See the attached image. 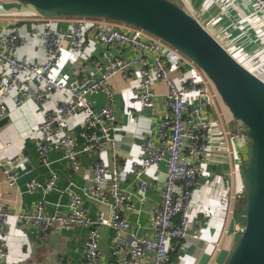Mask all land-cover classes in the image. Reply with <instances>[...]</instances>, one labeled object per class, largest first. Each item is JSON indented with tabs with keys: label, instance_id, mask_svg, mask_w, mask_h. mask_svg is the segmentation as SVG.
Returning <instances> with one entry per match:
<instances>
[{
	"label": "built area",
	"instance_id": "1",
	"mask_svg": "<svg viewBox=\"0 0 264 264\" xmlns=\"http://www.w3.org/2000/svg\"><path fill=\"white\" fill-rule=\"evenodd\" d=\"M249 1L256 12L264 16V0ZM41 12L36 9L31 16L39 18L43 15ZM90 18L75 16L68 29L53 27L49 23L34 25L30 35L40 40L44 58L32 61L20 59L17 55L26 40L17 27L8 33L0 31V116L6 114L9 98H13L16 106H21L29 98L42 105L55 92L67 93L69 99L47 110L44 120L31 136L39 134L42 137L38 142L41 163L49 165L48 153L61 151L70 168L78 170L82 152L99 153L104 147H115L113 77L127 78L132 72L138 74L136 100L143 108L154 105L155 81H163L168 86L166 111L158 129L141 141L142 155L132 163L137 180L134 191L122 187L121 163L117 158H114L112 168L96 158L92 162L88 183L62 190L68 195L65 209L48 212L46 201L40 199L30 211L18 212L16 218L42 236L56 228L86 227L80 264H103L102 225L114 229L111 253L122 255V264H173V250L184 243L191 227L194 191L204 170L203 159L208 155L214 137L209 108L215 103L216 89L205 72L170 43L139 26L109 18L91 33L92 38L106 48L103 53L106 63L97 64L82 78L58 79L54 71L61 66L62 51L81 53L87 47ZM112 48L129 49L132 54H113ZM187 64L194 67L191 73L185 69ZM173 72L181 73L182 82L173 77ZM99 92L106 96V103L96 108L89 96ZM80 115H83V128L76 136L65 126L70 119ZM247 138L245 135L242 142H248L249 146ZM162 161L167 165V175L161 204L153 211L151 233L140 234L126 213L141 211L136 199L144 200L151 187L146 174ZM27 171L26 162L19 158L10 159L3 166L5 178L11 186ZM58 180L59 175L51 172L46 181L31 180L27 188L48 193L57 189ZM87 198L107 202L109 216L102 211L92 216ZM11 216L9 207L0 208V264L8 254ZM127 238L132 242L128 243ZM54 264L71 263L60 257Z\"/></svg>",
	"mask_w": 264,
	"mask_h": 264
},
{
	"label": "crops",
	"instance_id": "2",
	"mask_svg": "<svg viewBox=\"0 0 264 264\" xmlns=\"http://www.w3.org/2000/svg\"><path fill=\"white\" fill-rule=\"evenodd\" d=\"M180 2L206 25L216 26L222 33L216 37L239 59L245 56L244 49L251 53L252 63L248 68L263 77L264 75V16L259 15L249 0H173ZM35 7L19 0H0V31L8 33L17 27L26 37L17 55L20 59L32 61L43 59L41 42L30 35L34 25L51 24L53 27L68 29L75 16L57 15L41 12L34 18L31 14ZM111 20V19H109ZM113 20V19H112ZM105 18L91 17L87 25V47L81 53L62 51L60 68L54 71L58 79L69 80L75 76L84 77L97 64H105L103 56L106 48L95 41L91 33ZM227 24L234 27L233 35L239 36L242 43L231 44ZM241 27V32L240 30ZM248 31V32H246ZM246 36V38H245ZM221 37L228 39L224 42ZM244 37V38H243ZM247 46L250 47L248 50ZM235 48L236 54L232 49ZM113 54L130 56L129 49L112 48ZM261 63V64H260ZM249 65H251L249 67ZM252 67V68H251ZM187 68V69H186ZM191 73L194 67H185ZM258 70V71H257ZM189 71V72H188ZM173 77L182 82L181 73L173 72ZM30 79V77L28 78ZM139 77L132 72L127 78L115 76L111 79L116 97L115 147H104L98 152H82L79 156L80 168L71 169L63 159L61 151H50L49 165L39 161L38 142L41 136H31V132L44 120L47 110L54 109L69 95L55 92L42 105L34 99H27L16 106L13 98L7 100V111L0 116V208L9 207L10 240L7 257L3 264H54L58 258H64L71 264H80L86 239L87 228L76 226L61 230L60 237L54 240V231L42 236L31 227L21 223L16 214L30 211L38 200H45L48 212L66 208L68 195L62 190L69 186L79 187L89 182L92 175V162L99 158L109 167H114V158L121 163L123 188L134 191L137 180L132 163L142 155L141 141L158 129L163 113L167 108L168 86L163 81H155V102L151 107L143 108L136 100ZM28 82H32L28 80ZM215 90V89H214ZM215 103L209 113L214 125V137L209 144L208 155L203 159L204 170L197 180L192 206V223L184 243L173 250V264H225L242 233L245 221L244 179L241 167L247 159V143L243 124L233 117L230 109L215 91ZM96 108L106 103L103 92L89 96ZM83 128V115L70 119L65 129L79 136ZM223 128V129H222ZM248 140V138H247ZM22 159L28 171L22 173L15 185H9L3 172V166L10 159ZM51 172L59 175L57 189L44 193L41 190L29 191L27 183L31 180L44 182ZM167 175L164 161L152 166L146 179L151 183L144 200L136 199L141 211H128L126 216L140 234H150L153 223V211L159 207ZM92 216L102 211L109 216L107 202L87 198ZM103 264H122V255H112L114 229L109 225L100 227ZM128 239V243L132 241Z\"/></svg>",
	"mask_w": 264,
	"mask_h": 264
},
{
	"label": "water",
	"instance_id": "3",
	"mask_svg": "<svg viewBox=\"0 0 264 264\" xmlns=\"http://www.w3.org/2000/svg\"><path fill=\"white\" fill-rule=\"evenodd\" d=\"M57 15L102 17L139 26L189 57L212 81L249 139L245 226L225 264H264V79L192 13L173 0H19ZM61 229L54 231V240Z\"/></svg>",
	"mask_w": 264,
	"mask_h": 264
},
{
	"label": "rangeland",
	"instance_id": "4",
	"mask_svg": "<svg viewBox=\"0 0 264 264\" xmlns=\"http://www.w3.org/2000/svg\"><path fill=\"white\" fill-rule=\"evenodd\" d=\"M187 10H190L189 9V7L187 8ZM202 22V21H201ZM204 22V21H203ZM202 22V23H203ZM204 24V23H203ZM205 25V24H204ZM225 25V28H226V30L230 33V38H231V44L232 45H234V44H236L237 46H239V44L240 43H242L240 40L241 39H239L238 37L239 36H236V35H233L232 33H231V31H233V32H235L234 31V27H231V26H229V25H227L226 23L224 24ZM211 32H213V33H215L217 36L219 35V34H221L222 33V31H221V29L220 28H218V27H216V26H211V25H209V24H207L206 23V25H205ZM238 27H240V26H238ZM238 30H240V32H241V27H240V29H238ZM246 32H248V31H246ZM215 35V36H216ZM244 38V37H243ZM245 38H246V36H245ZM221 39L224 41V42H228V39H226V38H223V37H221ZM239 43V44H238ZM240 47V46H239ZM247 48H248V50H250V47L249 46H247ZM231 49L236 53V51H235V48H232L231 47ZM236 54H238V53H236ZM244 54H245V56H239V60L244 64V65H246V66H248V63H252L251 62V60L253 59V56H251V53L248 51H246V49H244ZM261 64V63H260ZM251 65H249V67H250ZM252 68V67H251ZM258 71V70H257ZM241 122V121H240ZM244 126V125H243Z\"/></svg>",
	"mask_w": 264,
	"mask_h": 264
},
{
	"label": "trees",
	"instance_id": "5",
	"mask_svg": "<svg viewBox=\"0 0 264 264\" xmlns=\"http://www.w3.org/2000/svg\"><path fill=\"white\" fill-rule=\"evenodd\" d=\"M179 4H180V2H179ZM263 79H264V75H263V77H262ZM247 161V160H246ZM246 161H245V163H246ZM244 199H245V194H244Z\"/></svg>",
	"mask_w": 264,
	"mask_h": 264
}]
</instances>
